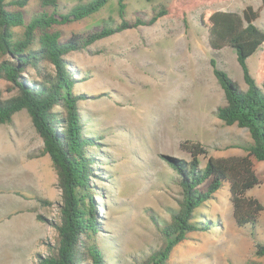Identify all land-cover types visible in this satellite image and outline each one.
<instances>
[{"label":"rangeland","instance_id":"374dc122","mask_svg":"<svg viewBox=\"0 0 264 264\" xmlns=\"http://www.w3.org/2000/svg\"><path fill=\"white\" fill-rule=\"evenodd\" d=\"M91 1L58 0V11L66 14ZM261 1L226 0L198 8L183 20L162 18L66 57L73 68L90 76L75 89L84 95L79 103L84 132L97 143L88 153L96 159L101 178L91 180L90 186L98 192L93 196L97 237L108 264L140 262L161 246L150 215L167 220V209L177 208L180 190L170 176L173 160L190 162L187 148L198 145L207 153L200 157L201 168L207 159L247 158L238 148L249 142L246 131L227 127L215 116L225 97L210 61L245 91L242 72L232 49L210 50L199 17L204 10L241 13L252 7L260 12L256 26L264 30ZM118 2L107 0L98 13L55 31L66 40L124 21L147 23L173 0H126L123 16ZM22 11L27 20L43 12L39 0H29ZM259 54L247 61L252 77ZM8 90L0 79L3 99L14 94ZM41 150L26 111L0 126V264H38L36 257L47 256L55 244L51 223L57 220L60 190L51 161ZM247 163L260 184L246 197L264 208V163L249 158ZM230 177L234 182L245 179L243 165ZM230 190L225 184L205 203L199 212L213 228L190 234L174 249L170 264H264L254 254L255 242L264 243V210L251 237L250 227L236 225Z\"/></svg>","mask_w":264,"mask_h":264},{"label":"trees","instance_id":"16d2710c","mask_svg":"<svg viewBox=\"0 0 264 264\" xmlns=\"http://www.w3.org/2000/svg\"><path fill=\"white\" fill-rule=\"evenodd\" d=\"M29 0H0V79L10 86L7 99L0 92V126L9 124L14 115L26 111L34 132L42 141L41 154L48 156L57 177L61 201L57 220L52 224L55 244L45 257L37 256L38 264H108L98 243L99 225L93 196L98 193L90 186L100 180L97 161L88 151L97 147L94 138L84 132L79 103L84 95L76 93V85L89 77L71 66L66 57L115 34L138 27L152 26L159 19H181L201 7H210L226 0H173L147 22L117 27L103 26L82 35L61 40L56 27L79 22L98 13L107 0H92L60 14L58 0H39L43 10L26 19L23 8ZM125 1L118 7L123 16ZM150 0H148L149 2ZM264 8V0L261 1ZM260 12L246 7L241 13L204 10L199 17L207 32L208 46L213 53L230 48L247 87L242 91L210 61L213 75L224 93L225 105L218 107L215 116L227 127L246 131L249 142L240 148L247 158L264 163V30L256 26ZM19 30V31H16ZM259 51L255 77L247 61ZM190 162L173 160V184L180 190L177 208L167 209L169 219L150 215L161 246L134 264H170L174 249L190 234L208 232L213 228L203 222L199 212L217 192L230 184L234 218L239 228L250 227L252 234L258 225L257 217L264 208L246 193L260 184L251 173L246 159L213 161L207 159L203 168L200 157L207 153L198 145L186 149ZM245 163L246 166L243 164ZM240 164L247 177L231 179ZM95 167V168H94ZM40 204L48 203L38 200ZM38 221H42L37 216ZM255 257L264 258V243L255 242Z\"/></svg>","mask_w":264,"mask_h":264}]
</instances>
